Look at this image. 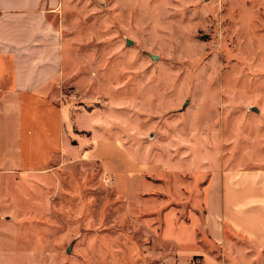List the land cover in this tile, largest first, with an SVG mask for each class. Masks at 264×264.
Returning <instances> with one entry per match:
<instances>
[{
	"label": "rangeland",
	"instance_id": "rangeland-1",
	"mask_svg": "<svg viewBox=\"0 0 264 264\" xmlns=\"http://www.w3.org/2000/svg\"><path fill=\"white\" fill-rule=\"evenodd\" d=\"M71 1L96 10L97 20L102 16L103 38L79 43L85 61L76 72L86 85L77 90L73 81L59 91L73 98L75 109L96 110L98 129L125 147L133 144L135 159L146 156L150 143L153 162L178 159L170 170L179 183L182 175L195 184L199 201L184 195L166 209L133 212L114 187L115 178L121 186L127 180L70 152L91 143L90 134L68 131L64 154L44 173L0 172V264H170L160 254L175 256L180 231L164 213L172 208L177 220L188 222L195 205L203 211L209 173L224 157H246L256 131L264 134V0ZM224 124L230 154L224 153ZM180 131L188 133L186 144ZM159 139L166 153H158ZM112 151V164L129 160L119 146ZM251 159L246 167L256 166ZM211 213L220 219V208Z\"/></svg>",
	"mask_w": 264,
	"mask_h": 264
},
{
	"label": "crops",
	"instance_id": "crops-1",
	"mask_svg": "<svg viewBox=\"0 0 264 264\" xmlns=\"http://www.w3.org/2000/svg\"><path fill=\"white\" fill-rule=\"evenodd\" d=\"M88 16L95 17L94 21L87 23ZM96 17V10L87 12L71 0H0V172L44 173L64 154L60 149L62 146L65 151L66 133L75 131L90 134L91 147L82 153L79 147L68 150L99 162L110 177L125 178L123 186L115 178L114 187L118 197L132 203L133 212L166 209L171 200L199 201L193 182L183 180L182 175L178 177L180 183L174 178L170 168L179 164L178 159L171 161L177 164L166 160L153 162L151 143L144 151L146 156L135 159L133 144V148L125 147L118 136L98 129L100 119L96 110L82 106L75 109L73 98L63 94L66 85L73 81L77 90L86 82L76 72L85 61L79 47L102 40V16L98 20ZM80 122L88 126L82 127ZM224 129V153L230 154V129L225 124ZM178 133L181 144H186L187 131ZM164 134L167 136V132ZM256 136L254 151L243 159L241 155L233 159L224 157L209 173L202 190L203 211L200 212V204L195 205L194 217L181 222L176 211L167 209L165 220L180 233L174 241L175 256L160 254L162 260L165 256L170 264H183L184 258V264H190L191 259L200 257L202 264H264L263 129H258ZM97 139L101 141L100 155ZM113 146L127 153L126 164L111 163L115 158ZM165 146L159 139L158 153H166ZM240 149L247 152L243 146ZM249 157L255 167H246ZM157 185L160 188L155 189ZM183 190L193 198H187ZM217 208L220 219L214 221L211 212ZM187 237L189 243H183Z\"/></svg>",
	"mask_w": 264,
	"mask_h": 264
},
{
	"label": "built area",
	"instance_id": "built-area-1",
	"mask_svg": "<svg viewBox=\"0 0 264 264\" xmlns=\"http://www.w3.org/2000/svg\"><path fill=\"white\" fill-rule=\"evenodd\" d=\"M196 264H202V263L198 261Z\"/></svg>",
	"mask_w": 264,
	"mask_h": 264
}]
</instances>
